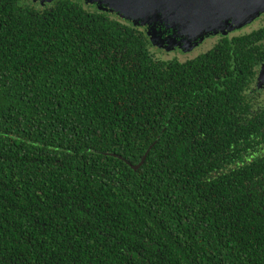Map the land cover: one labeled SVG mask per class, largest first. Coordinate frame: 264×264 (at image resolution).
<instances>
[{
  "label": "trees",
  "instance_id": "obj_1",
  "mask_svg": "<svg viewBox=\"0 0 264 264\" xmlns=\"http://www.w3.org/2000/svg\"><path fill=\"white\" fill-rule=\"evenodd\" d=\"M35 1L0 0V264H264V28L165 60Z\"/></svg>",
  "mask_w": 264,
  "mask_h": 264
},
{
  "label": "water",
  "instance_id": "obj_2",
  "mask_svg": "<svg viewBox=\"0 0 264 264\" xmlns=\"http://www.w3.org/2000/svg\"><path fill=\"white\" fill-rule=\"evenodd\" d=\"M44 1L53 0L41 2ZM92 3H97L100 9L105 5L106 11L147 27L150 40L157 48H164V41L157 34L159 28L174 29V38L182 33L195 35L197 40L201 34L217 29L214 27H223L229 20L232 30L241 27L252 15L264 12V0H91Z\"/></svg>",
  "mask_w": 264,
  "mask_h": 264
},
{
  "label": "flooded vegetation",
  "instance_id": "obj_3",
  "mask_svg": "<svg viewBox=\"0 0 264 264\" xmlns=\"http://www.w3.org/2000/svg\"><path fill=\"white\" fill-rule=\"evenodd\" d=\"M81 1H83L86 6L92 5V6H97L99 10H104V11L108 10L105 5H103L102 8L100 9L97 3L91 4V0H81ZM229 24H231L230 20L223 27H220V26L214 27V28H217L215 30H212V29L209 30L208 28L207 30L209 31L212 30L211 32L213 33H210L209 31H207V34L206 33L201 34L202 40L198 44L197 42H199V40H196V36L195 37H191L189 35L184 36L182 35V33H180V35L174 38L173 32H172V30L174 29L169 28V27H164L163 29L159 28L160 30L157 31V34L160 36H164V38H162L161 40V41H164L162 43L163 47L169 48L167 50V53L171 55L172 59L177 58V60H179L182 58V60L184 59L185 61H187V60L196 58L200 54H204L208 52L212 47H214L216 44H218L223 39L232 41L233 38L250 35L251 33L259 31L260 29L264 28V12H260L256 16V18L253 19L250 25L249 24L243 25L239 28L231 30ZM259 44H261V46L264 48V39H262V41H260ZM250 47H253V43L248 42V48ZM254 69L256 72V76H255L256 82H255L254 89L257 93L258 92L264 93V61H262Z\"/></svg>",
  "mask_w": 264,
  "mask_h": 264
},
{
  "label": "rangeland",
  "instance_id": "obj_4",
  "mask_svg": "<svg viewBox=\"0 0 264 264\" xmlns=\"http://www.w3.org/2000/svg\"><path fill=\"white\" fill-rule=\"evenodd\" d=\"M256 18V15L254 16V15H252L251 17H249V18H247V19H245L246 21H243V25H250V23L253 21V19H255ZM172 25V24H171ZM242 25V26H243ZM174 26V25H173ZM209 32H211V31H209ZM207 34V33H206ZM189 36H191V37H195V35L194 36H192V35H189ZM200 39H202V36L201 37H199V38H197V40H200ZM152 53L154 54V56L155 57H158V58H161V59H165V60H169L170 59V57H171V55H169V54H167L164 50H159V49H157L156 48V46L154 47H152Z\"/></svg>",
  "mask_w": 264,
  "mask_h": 264
}]
</instances>
